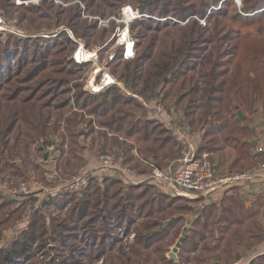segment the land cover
I'll return each mask as SVG.
<instances>
[{
	"label": "trees",
	"instance_id": "trees-1",
	"mask_svg": "<svg viewBox=\"0 0 264 264\" xmlns=\"http://www.w3.org/2000/svg\"><path fill=\"white\" fill-rule=\"evenodd\" d=\"M27 1L31 5L22 6L25 12L37 14L40 11L38 16L28 18L42 21L55 16L59 22L64 20L65 14L76 38L87 40V48L93 49L89 38L96 43L104 42L105 46L99 54L116 40L118 25L113 18L121 19L124 5L134 4L132 6L141 14L129 26L135 40V56L125 59L124 47L120 45L111 61L112 74L126 89L111 85L98 93L89 94L84 83L69 86L72 77L79 74L78 78H81L80 73L90 63L78 64L74 61L72 55L78 43L66 31L51 37H26L20 41L14 39L0 43V75L6 69L0 76V174L8 166L17 168L10 171L12 176L22 177L27 173L18 166L19 160L26 162L28 158L29 161L33 145L40 151L51 147L50 138L60 128V121L52 122L55 112L66 109L70 102L74 104L73 109L83 113H72L73 116L65 120L67 128L74 129L81 124L84 114H94L99 118L101 127L114 132L111 137L113 152L117 148L124 163H134L141 175L152 172L150 160L164 167L178 159L179 144L167 127L154 118H148L146 106L139 103L135 95L146 102L161 98L162 102L181 107L190 124H209V129L205 130L206 136L233 125H239L238 130L245 131L244 121L239 120L237 115L240 109L246 112L245 107H249V111L255 114L258 110L264 111V0H241V5L234 7L232 12L226 6L234 0H59V3L44 0L49 10L47 12L43 11V4L34 5L33 0ZM16 2L1 0L0 7H14ZM85 14L96 18L90 20ZM100 19H112V29L99 27ZM202 19H205L204 23ZM238 24L239 28L235 29L233 25ZM253 25L258 28L243 29ZM99 29L102 31L99 32ZM246 56L249 61L245 59ZM241 60L247 61L245 67L239 63ZM73 88L78 91L72 97L76 99L75 103L70 96L58 101L60 96L69 94ZM245 95L250 100L247 104ZM81 98L84 99L81 101ZM207 103L210 104V112ZM216 116L222 117L221 123L220 119L210 122ZM87 125L90 128L92 121H87ZM105 132H100L102 139L106 137ZM70 134L80 136L76 131ZM129 139H134L140 145L139 155L132 153L135 145ZM200 149L204 151L207 147L202 145ZM76 157L73 154V158ZM29 162L33 168H38L33 161ZM67 162L69 164L70 161ZM103 177L106 182H111L110 185L120 184L124 190V183L118 178ZM98 182V179L90 180L82 199L70 197L74 203L67 219L72 224L83 222L84 233L77 232V225L70 226L67 219L57 223L54 218L51 219L52 229L48 231L46 216L39 207L34 211L28 229L9 247L0 248V264H20L18 262L22 259H27V264H38L40 251L48 253L49 248L54 251L73 250L79 243H83V247L91 253L98 248V258L111 252V247L108 251L104 250L106 239L101 237L99 241V234H103L101 226L111 221L108 216H112L117 208L124 210L125 218L126 211L138 205L151 186L131 184L127 188L133 190L134 194L129 190H124L122 194V190L111 191L109 186L103 187ZM138 185L141 188H137ZM161 197L164 196L160 194ZM151 198L139 206L143 210L148 206L152 208L158 196ZM110 200L113 204L108 207ZM231 201L227 207L213 205L205 207L202 212L198 210L181 244L179 261L174 264L233 263L246 256L257 242L264 239L258 222L252 225L248 222L253 219V214H242L238 200ZM3 207L0 206V211ZM173 207L169 201L167 205L160 204L155 211L160 214ZM175 209L188 212L191 207L187 203ZM122 212L118 215L121 217L117 216V222L123 218ZM150 215L156 214L150 209L146 216ZM181 218L183 215L175 220L180 221ZM160 223V219L156 218L144 228L146 232L151 230V234L139 233L131 251L134 259L122 251L120 256L116 255L108 261L118 264L126 260L128 264H135L142 253L141 248L148 249L161 239L164 232L151 228ZM209 227H214L218 236L212 243L206 241L208 236L205 232ZM152 236H156L154 241ZM156 248L152 252L160 251L159 247ZM197 252L196 256L191 257L192 253ZM91 253H88L89 256ZM168 262L173 263L170 259L165 264ZM250 264H264V254L252 259Z\"/></svg>",
	"mask_w": 264,
	"mask_h": 264
},
{
	"label": "rangeland",
	"instance_id": "rangeland-1",
	"mask_svg": "<svg viewBox=\"0 0 264 264\" xmlns=\"http://www.w3.org/2000/svg\"><path fill=\"white\" fill-rule=\"evenodd\" d=\"M18 1H21V2H18ZM23 1H24V4H21V3H23ZM43 1L44 0H42V1L34 0L32 3L34 5L43 4V7H44L43 11L47 12V11H49L47 8V4L44 5ZM51 1L52 0H47V3H50ZM55 1L57 3L60 2L59 0H55ZM234 1H233V3L227 4V6H226V7H229L231 12L234 10V7H237V6L239 7L236 0H234ZM15 2H16V0H15ZM17 2H18V4H17ZM17 2H16L14 7H0V15L2 16L3 21H4L2 24H0V43H2V42L5 43V41H8V40L13 41L14 39H17L18 41H20L19 39H25L26 37H31V39L34 37L39 38L41 36L51 37V36H56L60 32L66 31L68 33V35H70L78 44L83 43L85 46V43L87 42V40L82 39L78 36L76 38V36L73 34V31H72L74 29L72 26L71 27L69 26V24H68L69 20L65 14H64V20L59 21V22L56 21L55 16H53L51 19H43L42 21L31 20L30 18H28V16H32V17L38 16L40 11H37V14L25 12L23 9L24 7H22V6L27 5V7H29L28 5H31V2H29L27 0H17ZM75 2L76 1H73V3H75ZM130 4H127V5L131 6L135 10H138L136 7L135 8L133 7L134 4H132L133 6ZM65 5H67V4H65ZM127 5H124V7ZM220 6H221V4H220ZM123 8H122V12H123ZM84 16L89 17L90 20H94L96 18V16H92V15L88 16L86 14ZM101 18H103V17H101ZM113 19H114L115 23H117V25H118L116 28L117 33H119V31H120V33H122L124 25L120 24V21H118L119 18H113ZM111 20L110 19H105V20L100 19V22L98 20V25L101 28L105 27L108 29H112ZM201 21L204 23L205 19H202ZM233 26L235 27V29H237V28H239L240 25L239 24L236 25L238 27H236L235 25H233ZM77 28H80V26L79 27L77 26ZM254 28H258L257 25H253L250 27H243L244 30L254 29ZM101 31L102 30L99 29V32H101ZM89 41L91 42V46L93 47V49H97V48L101 49L105 46V45H103L104 42H102V41L96 43L95 40L91 39V38H89ZM252 41L255 42L254 40H252ZM119 48H120L119 37L117 36L116 40L114 42L110 43L107 46V48H105L101 52V54H99V56H100L99 62L95 63V61H93V60L87 62L90 64L86 65L84 67V70H82V73H80V75H82L81 78H78L79 74L75 77H72L71 84H69V86L74 87L76 84L84 83V85H85L84 87L89 94L98 93L99 91L94 92L90 88L89 80L94 75V73H95L94 71H95V69L98 68V66H100L102 70H103V68H109L110 72L112 71L113 65H111V61L113 60L115 52ZM87 49H89V48H87ZM245 59L249 61L247 56ZM239 63H241L245 67L247 64V61L241 60ZM235 66L236 65H234V67ZM5 70L6 69H4L2 71L1 75H3ZM102 72L103 71H101L96 76L97 81H100L101 76H102ZM249 75H251L253 77V75L251 73ZM246 76H248V75H246ZM56 77H61V76H56ZM257 79L259 81L260 77ZM262 81L263 80L261 79L260 82H262ZM75 93H78V91L75 88H73L69 94H66L64 96H60L58 98V101L62 100L63 98H65L67 96H70L71 97L70 99L75 103L76 99H72V97L75 95ZM86 96L88 97V95H84V97H86ZM135 96L137 97L136 100L139 103H143L146 106L147 111H148L147 116L152 115V109L150 108V106L154 105V102L156 100L160 101V99H161V98H156L155 100H153L151 102H146L142 97H140L138 95H135ZM245 98L247 100V101H245L246 104L249 103L250 100L246 95H245ZM83 99L84 98H81V101ZM162 103H164V105L167 106V108L170 111H174L177 109L178 112H181L183 114L181 107L178 108V107H176L175 104L172 105L169 102L163 101ZM73 105L74 104L72 102H70L66 109L55 112V116H54V119L52 122L60 121V128L58 129L56 134L50 138V140L52 141L51 147L47 148L45 151H40V150H37L36 145H33L32 149H31L32 153L29 156V161H33V165L37 164L38 168H33L31 163L28 161V158H27L26 162H23L21 160H19V162H18V166H20L21 168H23V170H25L27 172V173H25L24 176H22V177L12 176L10 174V171L16 170L17 168L11 167V166L5 167L3 170V173L0 174V206L4 205V207L0 211V248L9 247L12 244V242L16 238H18V236L22 235L24 233V231L28 229L29 224H30L31 219H32V215H33L34 211L39 207H41V209H42L41 211H42L43 215L46 216V218L44 217V219L47 222L48 231H51V229H52L53 221L51 219H53V218L56 219L57 223L60 221L66 220L68 218L69 213L71 212V210L73 208L72 205L74 203V202H72L70 197L74 196L78 199H82V197L85 195L86 187H87V185L91 179H98L99 184L103 185V187L109 186L111 188V191H113L114 189L122 190V194H123L124 190L126 192L129 190L127 188L128 185H131V184L134 185L137 183H141V184L146 185L149 182L151 183V181H152L151 179L150 180L146 179L147 178L146 175H141L138 172L139 168L134 163H130V164L124 163L121 154L119 156L117 148H114V152H113V147H112L113 146L112 145L113 139L111 137H112L114 132L110 128L101 127L98 123L99 118L94 117L95 116L94 114H93L94 116L84 114V117H81V119H82L81 124L74 127V129H73V127L67 128L65 120L68 117H72L73 116L72 113H78V114L83 113V112H77L76 109H73V107H72ZM251 106H252V108L253 107L255 108V106H253V105H251ZM248 108L249 107H245V109L247 110L245 112V115L247 116L248 119H247L246 124H243L245 129H246V131H244V132L238 130V127H240L239 125H233L231 128H229L227 130H221V131L217 132L218 131V129H217L216 132L211 131L213 133H211L209 136H206L205 130L209 129V127H210L209 124L203 126V124L195 123V124H189L190 130L188 129V132H189L188 135H190L191 137H194V134L198 130L201 133H203L201 145H204L205 147H207V150L217 151V149H219V148L226 147V148H232V149H240V148L243 149L244 148L243 150L240 151V153L245 152L246 147L251 148V145L254 146L253 144L258 139L259 135H262V133L264 132L263 120H262V123L260 122V124H259L257 122V119L255 118V116L258 117L260 114L262 115V113H264V111L258 110L257 111L258 113L255 114V113H252L251 111H249ZM256 108H258L257 105H256ZM85 113H87L86 110H85ZM139 113L141 114L140 110H139ZM87 116H91L92 119H88ZM142 116H144V115H142ZM221 118L216 116L215 118H212L210 122H212V120L213 121L214 120L218 121L219 119L221 120ZM143 119H146V117L144 116ZM154 119H156V118H154ZM89 120L92 121V125L90 128H88V125H87V121H89ZM230 120L232 121V119H230ZM254 125L257 126L256 127L257 129H255V130H257V133H256V131L254 133V131L252 130ZM97 126L101 127V128H105V129H102V131H106V129H107L109 131L108 133H110L111 136H109V137L107 136V137H104L102 139V137H101L102 133H100L101 130H98L96 128ZM86 129L89 131H93V129H96V130H95V133L91 132V133H87L84 135L83 133H84V131H86ZM157 129H160V128H157ZM71 131H76V133H78V135H80L79 138L75 137V136H71V134H70ZM157 131H159V130H157ZM164 131L167 132V130H164ZM169 131L172 135H174L173 137H175V139H178V136H177V134L175 135V131L173 129H169ZM240 136L248 138L249 140H251V142H247L246 143L247 146L243 145L244 143L242 142V139L239 138ZM121 139H124L123 136L121 137ZM74 141H76V142H74ZM90 142H91V144H93L92 142H94L97 145L103 144L105 146L104 148H106V150H104V149L101 150L99 152V154L107 153V152L115 153L117 155V161H118L119 167L125 171H128V170L130 172L133 171L134 173H136L137 178L136 177L131 178L129 176L126 177L125 174H123L121 172V170H117V172H115V173H110L108 171H105L101 167H100L101 172L99 173V175L96 174L94 176L93 172L88 170L86 167L88 163L86 162V158L84 157V151H83L84 146H88ZM243 146H246V147H243ZM94 147H96V145ZM97 148H98V146H97ZM179 150H180V146H179ZM263 150H264V148L262 147V148H260L259 151L263 152ZM47 151H49V153H48L47 158L45 159L44 155ZM72 153L77 156L76 159L73 158ZM99 154H98V160H99ZM240 155H242V154H240ZM258 158H260V157H258ZM258 158H256L255 160H252L251 163H249V165H248L250 172L253 171L251 173L252 177L255 176V172H254L255 170H253V169L256 168L258 166V164L260 163ZM67 161H70L69 164H66V163H68ZM210 161L212 162L211 159H210ZM74 167H76V168H74ZM177 167H179V162L177 163L176 166H173V165L169 166L168 165L166 170H168V172H175L178 169ZM73 168H74V171H73ZM234 169H236V171H238V172H241L240 168L239 169L234 168ZM153 172L154 171H152V173L150 172V175H152ZM87 175L89 176V179H88ZM103 176H105V177L108 176V178L109 177L118 178L119 180H121L124 183V186H125L124 190L120 184L110 185L111 182L110 181L106 182V179ZM83 178H84L85 182L81 186L80 190L73 191V190H67L65 188V186L70 185V183L74 179L75 180L73 183H76L75 182L76 180L81 179V181H83ZM22 182L27 183L29 193H23L20 191V184ZM162 188L165 189V187H162L161 185H158V187H156L157 190L153 189V188H149L147 190L145 197L141 201L138 202V205L135 204V207L126 211L125 218L123 217L124 210L122 208H117L113 212L112 216H108V219H109V221L111 220L110 221L111 223L109 222V223L101 226L100 230L103 231V234H99L100 235L99 241H100L101 237H102V239H106L107 242H106V247L104 246V250L106 249V251H108L111 247V252L108 251V253H105L104 255H101L98 258V255L96 252L98 248L96 250H94L93 253H91V252H89V250H87L85 247H83V245H84L83 243H79V244H77L76 248H74L73 250L69 249V250L64 251V250L59 249V250L54 251L52 248H49L48 253L40 251L39 255H38L39 256L38 257V261H39L38 264H42V263L43 264H49L54 258H55V261H52L51 264H111V262H109L108 260L114 259L113 257L116 255L120 256L122 251H124V254L129 255L130 257H132V259H134L135 258L134 253H132L131 251H132V248L134 247V245L137 241V237H138L139 233H142V234L143 233H149L151 230L147 231V232L145 231L147 224L150 221L155 220L156 218L160 219L161 223L158 226H155V227L152 226L151 227L152 230L158 229L157 230L158 232L163 231L164 233L161 234V236H160L161 239L158 242L155 241V243H154L155 245H152L150 247L151 249L148 248V249L143 250V248H141L142 253L138 256V260L136 261L135 264H165L166 260H170V259L172 260L173 263L168 262L167 264H174V263L178 262L179 257H180V253H179L180 248L178 249V251L176 252L174 257H171V253L173 252V249L176 246V243L179 241L186 224L191 223V220L195 219V217L197 216L196 213L198 212L199 209H198V205L196 202H190V201H194L191 198V196L193 197L195 193L184 190V189L176 188V187H173V188L172 187H170V188L166 187V189H168V191L166 189L165 190L168 193H172V194L174 193L175 194V196L168 194L169 195L168 197H175V198L174 199L173 198L164 199L165 197L159 198L160 194H162V193H159L158 190L159 189L163 190ZM129 191L134 194L133 190H129ZM138 191H141V190H138ZM135 193H137V191ZM154 195L158 196V200H156L157 202H154L152 204V208L150 206H148L147 208H145L143 210L139 205H141L143 201L147 202L148 199H152L151 197H153ZM167 201L168 202L171 201V203H173L174 207L169 208L168 210H166L163 213L157 214L155 211L157 209V207L160 204L161 205H167L168 204ZM108 203H109L108 207H111V205L113 204V201L110 200V201H108ZM187 203L191 207V209L188 210V212L178 211L175 209L178 205L182 206V205H186ZM150 209L156 215L146 216V213H148V211H150ZM121 211H123L122 212L123 218L117 222V216L119 215V213H121ZM180 215H183V218H181L180 221L175 220V218H177ZM113 217H116V218L113 219ZM118 217H121V215ZM129 218H130V220H132L131 222H129ZM169 220H171V221L168 224H165ZM66 221H68V219ZM162 222H165V223L162 224ZM67 223L70 226L77 225V227H78L77 232H79V233L85 232L83 222H79L77 224H72L70 221H68ZM169 224H170V226L164 227V226L169 225ZM151 233L152 232H150L149 234H151ZM205 233L208 236V239L206 240L207 242L212 243L215 241L214 238L218 237L216 234L217 231H216V229H214V227H209ZM210 233H211V235H210ZM155 237L156 236L151 237L153 241L156 239ZM52 243L57 244L56 242H53V241H52ZM156 247H159L160 251L159 252H157V251L152 252L155 249H157ZM78 249H80V250L78 251ZM198 252L192 253L191 257L196 256L198 254ZM88 253H91L90 256ZM101 253H103V252H101ZM49 254H50V256H49ZM246 256H244V257H246ZM26 261H27V259H26ZM26 261H25V259H22L21 262H18V263L27 264ZM122 263L128 264L129 262L126 260L122 261L121 263L118 262V264H122ZM233 263L230 262L228 264H233ZM185 264H193V262H189V263H185ZM248 264H250V262Z\"/></svg>",
	"mask_w": 264,
	"mask_h": 264
},
{
	"label": "built area",
	"instance_id": "built-area-1",
	"mask_svg": "<svg viewBox=\"0 0 264 264\" xmlns=\"http://www.w3.org/2000/svg\"><path fill=\"white\" fill-rule=\"evenodd\" d=\"M236 2L239 6L241 5L240 0H236ZM140 16L141 14L138 10L127 5L123 8L121 19L118 20L120 23H123L124 27L122 33H120V31L117 33L116 30L115 34L116 37H119V44L124 47L123 57L125 59H130L135 56V40L131 38L132 34L130 33L129 26L133 19ZM3 22V18L0 15V24ZM99 51L100 49L98 48L87 49L83 43H79L72 58L78 64H83L92 60L98 63L100 57ZM101 71H103L101 79L97 81L96 76ZM94 72V75L89 80V86L94 92H98L111 85H118L123 89L125 88L124 84L110 72L109 68H103L102 70L101 67L98 66ZM150 108L152 109V116L154 118L161 121L167 128L173 129L175 135L177 134V140L180 145V158L179 167L175 172H168L166 169L155 168L152 175H146V179H151V182L165 188L176 187L202 195L206 198L217 195L221 191H225L235 185L242 184L252 179V175L249 171H233L223 174L217 173L209 156L200 152L199 137H196V134H194V137L188 135L190 126L178 111H170L164 103L158 100H156L154 105H151ZM99 161L101 168L105 171L115 173L117 170H121L126 177L137 178L136 173L133 171H125L119 167L117 155L115 153H101L99 154ZM87 177L89 179L88 175ZM74 180L70 185L65 186L67 190H80L85 182L84 178L83 181H81V179L76 180V183H73ZM20 191L29 193L27 183L22 182L20 184ZM233 264H244L243 258H240Z\"/></svg>",
	"mask_w": 264,
	"mask_h": 264
},
{
	"label": "crops",
	"instance_id": "crops-1",
	"mask_svg": "<svg viewBox=\"0 0 264 264\" xmlns=\"http://www.w3.org/2000/svg\"><path fill=\"white\" fill-rule=\"evenodd\" d=\"M207 108H208V105H207ZM176 111H178V110L176 109ZM178 113L185 119V121L188 124H190L187 121V119L185 118L184 114H182L181 112H178ZM242 113L244 114L245 118L244 119H240L239 117L238 118H239V120L244 121L243 124H246L248 118L245 115V112L243 110H242ZM257 113L258 112H256V114ZM237 115H238V112H237ZM87 117H88V119H92L91 116H87ZM148 118H154V117L152 115L151 116L149 115ZM255 118L257 119V122L259 124H260V122L262 123V120L264 122V113H262V115L260 114L258 117L255 116ZM159 122L162 123L161 121H159ZM219 122L221 123V120ZM162 125H164V124L162 123ZM164 127L166 128L165 125H164ZM256 127L257 126L254 125V127L252 129L254 131V133H255V131L257 133V130H255V129H257ZM96 128L98 130L105 129V128H101L98 126ZM95 130L96 129H93V131H89L86 129V131H84V133H86V134L91 133V132L95 133ZM225 130H227V129H225ZM108 132L109 131L106 129V137L111 136V134ZM242 132H244V131H242ZM195 134H196V137H199V150H200V152L207 154L209 156V158L212 160L213 167L215 168L216 172L219 174L236 171V169H234V168H237V169L240 168L241 171H249V173H252L253 171L250 172L248 165H249V163H251L252 160H255L256 158L260 157V158H258L260 163L258 164V166L256 168L253 169V170H255L254 171L255 176L252 177V179L247 180L242 184L235 185V186H233V187H231L225 191H221L219 194L212 195L208 198L203 197L202 195H199V194H194L193 197L191 196V198L194 200V202L197 203L199 211L202 212L201 210L204 209L205 207L213 206V205L215 207H217V206L220 207L221 205H224V207H227L228 204H230L232 202L231 201L232 199H234V200L236 199V200H238L239 204L242 206V209H240V212L242 214H246V213L253 214V216H251L253 219H251L250 221L247 220L249 222V224L252 225L253 222H258V225L260 226L259 228H260L261 232H264V150H263V152L259 151L260 148H262V147L264 148V132L262 133V135H259L258 139L253 144L254 146L251 145V148L246 147L247 146L246 143L251 142V140H249L246 137H242L243 135L240 136L239 138L242 139V142L244 143L243 145H246V146H243V147H246V151L241 152V153H240V151L243 150L244 148L243 149L242 148L232 149V148L222 147L218 151H214V150L213 151L212 150L201 151L200 148L202 147L201 140H202L203 133H201L198 130V131H196ZM128 141H130L132 144L135 145L134 149L132 150V153L136 156L139 155V146L140 145L138 143H136L134 141V139H129ZM92 143L93 144H91V142H90L88 146H84L83 151H84V157L86 158V162L88 163L86 167L88 170L92 171L94 176H95L96 174L99 175V173L101 172L100 171L101 165H100V161L98 160V154L101 150H103V148L105 146L103 144L97 145L94 142H92ZM178 144H179V142H178ZM95 145H96V147H94ZM97 146H98V148H97ZM219 151H221V152H219ZM240 154H242V155H240ZM179 158H180V150H179ZM179 158L176 160L175 159L172 160L170 165L176 166L177 163L179 162ZM149 163L151 164L152 171H154L155 168L166 169L168 167V166L162 167V166H159L157 164H154L153 160H150ZM143 174H146V173H143ZM146 185H150L151 188H153V189H156V187H158V185L155 184L154 182H151V183L149 182ZM137 188H141V186L138 185ZM165 189H163V190L159 189L158 192L162 193V195L164 197H168L169 195L175 196L174 193L173 194L168 193L167 192L168 189H166L167 191ZM153 197H156V195H154ZM169 221H171V220H169ZM168 223L169 222L167 221L165 224H168ZM189 224H191V223H189ZM188 229L189 228H187V230ZM186 233H187V231H186ZM263 254H264V239L257 242V244L249 250V253L246 257H242L243 263L248 264L252 259H254L260 255H263Z\"/></svg>",
	"mask_w": 264,
	"mask_h": 264
},
{
	"label": "water",
	"instance_id": "water-1",
	"mask_svg": "<svg viewBox=\"0 0 264 264\" xmlns=\"http://www.w3.org/2000/svg\"><path fill=\"white\" fill-rule=\"evenodd\" d=\"M33 1H34V0H33ZM131 38L133 39L132 36H131ZM207 105H208V112H209V111H210V105H209V103H208ZM238 117H239L240 119H244V118H245L244 114H243L242 111H240V110L238 111ZM48 153H49V151H47V152L45 153V155H44L45 159H46V157L48 156ZM168 222H170V221H168ZM190 227H191V224L188 223V224L186 225V227L184 228V230H183V232H182V235H181L179 241L176 243V246L174 247L173 252L171 253V257H174V256H175L176 252H177L178 249L180 248V246H181V244H182V242H183V240H184V238H185V236H186L187 228H190Z\"/></svg>",
	"mask_w": 264,
	"mask_h": 264
},
{
	"label": "bare ground",
	"instance_id": "bare-ground-1",
	"mask_svg": "<svg viewBox=\"0 0 264 264\" xmlns=\"http://www.w3.org/2000/svg\"><path fill=\"white\" fill-rule=\"evenodd\" d=\"M18 2H21V1H18Z\"/></svg>",
	"mask_w": 264,
	"mask_h": 264
}]
</instances>
